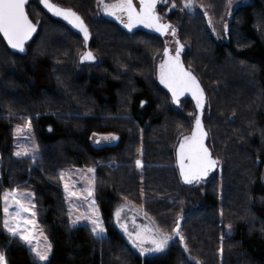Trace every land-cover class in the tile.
I'll list each match as a JSON object with an SVG mask.
<instances>
[{
    "label": "trees",
    "instance_id": "trees-1",
    "mask_svg": "<svg viewBox=\"0 0 264 264\" xmlns=\"http://www.w3.org/2000/svg\"><path fill=\"white\" fill-rule=\"evenodd\" d=\"M182 1L161 0L158 10L177 27L183 62L204 89L205 143L219 161L192 184L179 179L175 147L192 133L197 109L187 97L173 102L158 82V35L123 30L103 16L99 0H55L84 21L95 60L79 59L84 39L38 0L26 6L37 32L25 53L10 50L0 35V251L7 264H264V0L231 12L225 0H193V13ZM21 119L31 123L34 160L12 154V123ZM70 165L95 170L102 237L85 224L68 225L55 179ZM18 187L33 192L52 245L47 262L2 228L1 193ZM118 197L160 229L173 231L180 218L184 241L175 236L162 257L137 256L109 222Z\"/></svg>",
    "mask_w": 264,
    "mask_h": 264
},
{
    "label": "snow or ice",
    "instance_id": "snow-or-ice-1",
    "mask_svg": "<svg viewBox=\"0 0 264 264\" xmlns=\"http://www.w3.org/2000/svg\"><path fill=\"white\" fill-rule=\"evenodd\" d=\"M28 0H0V33L6 38L8 44L13 49H19L24 51L25 42L36 31V25L29 19L25 10V5ZM41 3L53 13V15L62 17L68 23L78 28L83 33L85 42L89 39V31L84 21L79 15H77L71 9H65L57 4L51 2V0H41ZM99 3L103 4L106 14L114 16L116 19H121V15H126L127 23L125 26L131 30L137 25H143L144 27L154 29L161 34L166 33L171 29L172 35H176V29L170 24L161 23L160 16L156 12L157 0H139V8L133 4V0H116L115 3L107 4L103 3V0H99ZM173 7L175 5L173 4ZM193 7V0H184V8L190 9ZM177 47L175 49V55L170 53V50L165 47L164 57L165 59L159 65V80L161 84L169 89L172 95V100L176 104L180 103V97L186 92H191L193 99L196 101L197 109L202 110L204 107V92L200 87L197 78L193 75L190 68L186 69L181 61V52L184 45L180 44L177 40ZM96 57L87 51L82 54V61L95 60ZM143 103V102H142ZM31 127L30 121L25 125H17V131L22 132L24 128ZM207 133L204 131L201 117L197 115L195 118V127L190 136H184L179 144L177 150L178 164L180 168V175L185 183L192 184L204 179L209 172L219 163L218 160L213 159L210 150L205 145V137ZM104 140L117 139L115 136H105ZM100 141L98 140L97 143ZM30 149L22 148L15 153L16 156L28 155ZM136 165L141 166V161L137 160ZM89 172L93 169H89ZM63 179V173H61ZM67 185L65 188L67 190ZM31 193H19L17 191L6 192L4 194L5 200V220L3 222L4 228L7 232L13 236L18 237L23 243L30 247V251L34 254L35 259L38 262L49 261V254L52 251V245L47 242V237H43L45 243L41 248V241L37 237L43 236L42 230L38 229L36 224V212L32 211L35 205L29 200L27 206L22 202L25 199L31 197ZM71 195H76L71 193ZM91 192L88 193L90 197ZM12 199L15 204V212H9L8 200ZM92 209L91 215L79 216L73 221L75 225L79 220L85 219L91 223V231L95 235L99 236L105 231L102 219L99 215V211L93 201L90 205ZM121 209H117L115 216L117 222L120 220ZM30 213L31 219L26 218V214ZM23 225V227H21ZM31 226V228L29 227ZM127 232V228L121 225ZM231 226H229L230 228ZM35 230V231H33ZM179 236L181 242L184 241V237L179 235V222H177L176 228L173 233L167 234L161 231L158 227L143 228L136 232L134 238L129 233V238L132 239L133 244L139 249L140 253L146 254L151 252H163L169 245V242L175 237ZM146 245H148L146 247ZM0 264H7V259L4 251H0Z\"/></svg>",
    "mask_w": 264,
    "mask_h": 264
},
{
    "label": "rangeland",
    "instance_id": "rangeland-1",
    "mask_svg": "<svg viewBox=\"0 0 264 264\" xmlns=\"http://www.w3.org/2000/svg\"><path fill=\"white\" fill-rule=\"evenodd\" d=\"M115 2H116V0L113 2H110V3H107V4H112ZM160 2H161V0H158L157 4L159 5ZM249 2H250V0H225L226 11L231 12L238 4L242 5V4H247ZM133 4L137 7V9L139 8V6L135 2V0H133ZM158 5L156 6L157 7L156 12L160 16V19L166 23L171 24V26L176 29V35L175 36L172 35L171 29H169V34H165V33L164 34H161V33L158 34L156 32H153L154 34L158 35L161 38V42H162L161 60L163 59V51H164L165 47H167L170 50L171 54H175V49L177 47L176 42L178 40L180 44L184 45L183 51L181 52V60L183 62L182 54L184 53V50H185V43L182 40H180L179 35H178V29L175 26V24H173L166 17H164V15L162 13H159ZM181 5H182L184 10L191 11L192 13L194 12V7H195L194 2H193V7L190 8L192 10L184 8V0L182 1ZM102 14L105 18H107L108 20H111L117 24V22L115 20L107 17L108 14H106L104 9H103ZM121 19L124 22H126V20H127L126 15H121ZM119 21H121V20H119ZM136 29H140V28H136ZM148 33H150V32H148ZM197 47H198V45H196V49H197ZM85 50H86V47H85ZM88 50L91 53H93L90 50V48H88ZM84 51H83V53H84ZM83 53H81L80 57L82 56ZM93 55H94V53H93ZM161 60H160V63H161ZM183 64L185 66L184 62H183ZM28 122L29 121L26 119H21L19 121H14L12 123V154H13V156L18 157L15 155V153L17 151L21 150L22 148H27V149H30L28 155H22V156L29 157V158L34 160V159L39 157V150H38V146H37L36 140L34 138V134H33L31 127H30V129L24 128L22 132L17 131V125L23 126ZM205 145H206V143H205ZM210 153H211V150H210ZM211 155H212V153H211ZM22 156H19V157H22ZM212 157L214 159H216L215 156L212 155ZM137 160L141 161V166H139V167L136 165ZM218 165H219V163L216 165V168L214 170H212L211 172H209V174L206 177H208L213 171H215L218 168ZM142 166H143V160L141 157V152H138L136 159H135V172L139 177H141ZM89 169H93V171L89 172L88 171ZM57 173H58V175H57V178L55 179V182L58 183L62 188L64 203H65L66 210H67L68 225L69 226H76V225L85 224V225H87V227L91 231V223L88 220L81 219L75 225L73 224V221L76 220L77 217H79V216H88V215H91V213H92V209H91L90 205L92 204L93 201L95 202L94 196H93L94 178H95L94 168L90 167V166L70 165V166H63V167L58 168ZM61 173H63V179L61 178ZM262 179H263V171H262V175H261V180ZM65 185L68 186L67 190L65 188ZM11 191H17L19 193H31L32 194L31 197L23 200L22 202L27 206V204L30 200L31 203L35 205L33 192L29 188L18 187V188H14V189L3 190L1 193V210H2L1 219H2V228H3V230H5V232H7V230L3 226V222L5 220L4 194L6 192H11ZM89 192L92 193V195L90 197L88 196ZM71 193H75L76 195L73 196V195H71ZM95 206L99 211V215L102 219L103 226L105 228V224H104L103 218L101 216L100 209H99L96 202H95ZM8 207H9V212H11V213L15 212V210H16L15 204L11 198L8 200ZM118 208L121 209L119 223L117 222V218L115 216V213H116ZM32 211L36 212L35 208L32 209ZM26 218L31 219L30 213L26 214ZM35 220H36V224L38 226V229L42 230V232H43V236H39V234L37 233V237L41 241L40 246H41V248H43L44 243H45L43 237H47V235L45 233L44 228L40 225V223L37 219V214H36ZM109 222L112 225V227L115 228L122 235V237L129 244L130 248L132 249V251L137 256H139L141 258L162 257L166 253L168 247L163 252H151V253H146V254L142 255L140 253L139 249L133 244L132 239L129 238V233H131L133 238H134L136 232L140 231L141 229H143L145 227L153 228V226H155V227H158V226L152 217H150L148 214L143 212L141 208H139L138 206H135L130 201H128L124 198H119V197L114 199L112 206H111ZM250 222H251V219H249L248 224H250ZM121 225L126 226L127 232L124 230L123 227H121ZM226 226H227V224H226ZM21 227H23V225H21ZM29 227L31 228V226H29ZM175 227H174V229H175ZM160 230L163 231L164 233H167L170 235L173 233V231H168V230H163V229H160ZM33 231H35V230H33ZM91 233H92V231H91ZM92 234L96 237H102L106 234V228H105V231L102 234H100L99 236L95 235L94 233H92ZM47 242H50L48 237H47ZM25 245H26L27 249L30 251V247L27 244H25ZM147 246L148 245H146V247ZM33 256H34V254H33ZM40 263H44V262H40Z\"/></svg>",
    "mask_w": 264,
    "mask_h": 264
},
{
    "label": "water",
    "instance_id": "water-1",
    "mask_svg": "<svg viewBox=\"0 0 264 264\" xmlns=\"http://www.w3.org/2000/svg\"><path fill=\"white\" fill-rule=\"evenodd\" d=\"M139 1V0H138ZM158 1V0H157ZM28 2H29V0H28ZM28 2L26 3V5H25V10H26V12H27V9H26V6H27V4H28ZM38 2H39V4H40V6L43 8V10L46 12V13H48L51 17H53V18H56V19H59V20H61L62 22H64L66 25H68L74 32H76L77 34H79L83 39H84V36H83V33L82 32H80L79 31V29L78 28H76V27H74L72 24H70V23H68V21H66V20H64L62 17H58V16H55V15H53V13L52 12H50L45 6H44V4H42L41 3V0H38ZM51 2L52 3H54V4H57V3H55L53 0H51ZM57 5H59V4H57ZM60 6V5H59ZM60 7H62V8H65V9H69V8H66V7H63V6H60ZM73 11V10H72ZM76 13V12H75ZM27 14H28V12H27ZM77 14V13H76ZM78 15V14H77ZM28 17H29V15H28ZM107 17L108 18H110V19H113V20H115L116 22H117V24L119 25V27H121L123 30H125V31H127V32H132V31H134L136 28H140V29H142V30H144V31H147V32H150V33H153V32H156V33H160V32H157V31H155L154 29H151V28H147V27H144L143 25H137L136 27H134V28H132L131 30H129L126 26H125V24L127 23V20H126V22H123V23H121V21H119L118 19H116L114 16H111V15H107ZM29 19L31 20V18L29 17ZM126 19H127V17H126ZM32 21V20H31ZM33 22V21H32ZM34 23V22H33ZM161 23H164V24H169V23H166V22H164L163 20H161ZM35 24V23H34ZM36 25V24H35ZM171 25V24H170ZM169 31V30H168ZM168 31H167V33H168ZM37 32V25H36V31L32 34V36L25 42V44H24V51H20L19 49H13L9 44H8V42H7V40H6V38L3 36V34L2 33H0V35H1V37H2V39H3V41H4V43H5V45L10 49V50H12V51H14V52H17V53H20V54H23V53H25L26 52V44L33 38V36L35 35V33ZM85 41V40H84ZM85 47H86V50L84 51V53L85 52H87V51H89L88 50V41L87 42H85ZM163 53H164V51H163ZM172 55H175V54H172ZM165 59V57H164V55H163V59L161 60V62L163 61ZM80 60H81V57H80ZM182 61V60H181ZM183 63V62H182ZM184 65V64H183ZM185 67V66H184ZM186 68V67H185ZM186 69H188V68H186ZM194 75V74H193ZM195 76V75H194ZM196 77V76H195ZM197 78V77H196ZM157 80H158V82L160 83V80H159V72H158V74H157ZM198 80V79H197ZM199 82V81H198ZM199 84H200V82H199ZM160 85L167 91V93L169 94V96H170V98H171V100H172V95H171V92L169 91V89L167 88V87H165V85L164 84H161L160 83ZM200 87L203 89V87H202V85L200 84ZM203 92H204V89H203ZM184 97H187V98H189L192 102H193V104H194V106L196 107V101H195V99H193V97H192V94H191V92H186V93H184V95H182L181 97H180V99H182V98H184ZM173 101V100H172ZM204 103H205V93H204ZM196 109H197V107H196ZM197 115H200V117H201V115H202V110H200V109H197ZM196 115V116H197ZM201 122H202V120H201ZM202 126H203V124H202ZM194 127H195V120H194V123H193V128H192V131H193V129H194ZM204 129V128H203ZM205 139H206V137H205ZM180 142H181V140H179V142L177 143V145H176V147H175V159H176V161H175V163H176V167H177V173H178V176H179V179L182 181V182H184V180H183V178L181 177V175H180V168H179V164H178V157H177V150H178V148H179V144H180ZM207 147V146H206ZM213 158V157H212ZM214 159V158H213ZM216 168V166L214 167V169ZM213 169V170H214ZM263 182H264V167H263ZM180 218L177 220V222H179L180 223ZM177 226V225H176ZM176 228V227H175Z\"/></svg>",
    "mask_w": 264,
    "mask_h": 264
},
{
    "label": "flooded vegetation",
    "instance_id": "flooded-vegetation-1",
    "mask_svg": "<svg viewBox=\"0 0 264 264\" xmlns=\"http://www.w3.org/2000/svg\"><path fill=\"white\" fill-rule=\"evenodd\" d=\"M55 2V0H53ZM135 2L137 3V5L139 6V1L138 0H135ZM56 3V2H55ZM158 5V4H157ZM157 8V7H156ZM165 34H169V31L168 33L166 32ZM93 54V53H92Z\"/></svg>",
    "mask_w": 264,
    "mask_h": 264
}]
</instances>
